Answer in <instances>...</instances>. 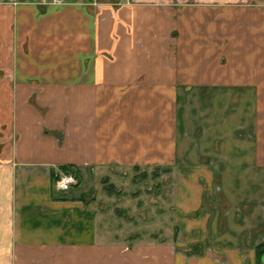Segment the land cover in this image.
I'll use <instances>...</instances> for the list:
<instances>
[{
	"label": "crops",
	"instance_id": "crops-1",
	"mask_svg": "<svg viewBox=\"0 0 264 264\" xmlns=\"http://www.w3.org/2000/svg\"><path fill=\"white\" fill-rule=\"evenodd\" d=\"M130 168L175 177L190 237L108 222L98 178ZM258 247L264 0H0V264H264Z\"/></svg>",
	"mask_w": 264,
	"mask_h": 264
},
{
	"label": "rangeland",
	"instance_id": "rangeland-1",
	"mask_svg": "<svg viewBox=\"0 0 264 264\" xmlns=\"http://www.w3.org/2000/svg\"><path fill=\"white\" fill-rule=\"evenodd\" d=\"M164 172L165 171L162 170L161 173L158 174L156 170L149 168L144 170L130 168L129 170L115 172L105 170V173L108 175L106 179L104 175L102 179L99 180L98 178L97 185L100 191L97 196L103 199L105 205H109L105 214L106 217L109 218L108 222L111 223V217L117 218L118 223L116 226L120 225V235L121 233H123L122 235H142L148 233L151 237L154 234L157 235L166 232L171 235L176 232L180 233L182 237L185 238L191 236L192 231L185 224L182 228L179 226L177 227L175 223H172L173 221L170 217H168L169 211L172 213V207L170 208L169 205L175 203V197L173 191L167 189L168 187H175L176 180L174 176H167L168 174ZM107 190H110V192L107 193ZM204 190L205 193H207L208 189L206 187ZM169 200L173 203L168 205L166 203H168ZM210 202H212V200H207L204 207H195L191 209L189 213H202L206 207L212 210L215 206L213 202V205H210ZM112 206L114 209H112ZM219 209L218 211V209L215 208L216 212H219V215H221V213L222 216L225 215V211L222 210L221 204H219ZM163 210L164 212H168V214L164 213ZM224 210H226V208H224ZM126 216L130 217V219L126 220ZM128 228L131 230L125 231V229ZM164 228H166V231ZM121 230L123 232H121ZM207 232L213 233V238L218 233L216 230L204 231V233ZM250 233V230H248L246 234L249 235ZM213 247L217 246L214 245Z\"/></svg>",
	"mask_w": 264,
	"mask_h": 264
},
{
	"label": "built area",
	"instance_id": "built-area-1",
	"mask_svg": "<svg viewBox=\"0 0 264 264\" xmlns=\"http://www.w3.org/2000/svg\"><path fill=\"white\" fill-rule=\"evenodd\" d=\"M40 4H63L68 0H37ZM77 182V177L74 172H64L56 179V187L60 190H67Z\"/></svg>",
	"mask_w": 264,
	"mask_h": 264
},
{
	"label": "trees",
	"instance_id": "trees-1",
	"mask_svg": "<svg viewBox=\"0 0 264 264\" xmlns=\"http://www.w3.org/2000/svg\"><path fill=\"white\" fill-rule=\"evenodd\" d=\"M263 250H264L263 247H258V250H257L258 255H259Z\"/></svg>",
	"mask_w": 264,
	"mask_h": 264
}]
</instances>
